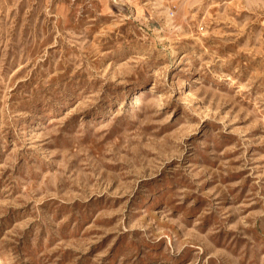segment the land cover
I'll return each instance as SVG.
<instances>
[{
  "label": "rangeland",
  "instance_id": "rangeland-1",
  "mask_svg": "<svg viewBox=\"0 0 264 264\" xmlns=\"http://www.w3.org/2000/svg\"><path fill=\"white\" fill-rule=\"evenodd\" d=\"M0 264H264V0H0Z\"/></svg>",
  "mask_w": 264,
  "mask_h": 264
}]
</instances>
